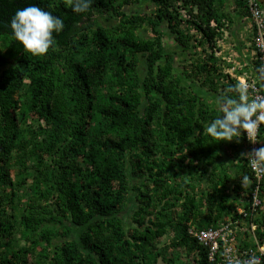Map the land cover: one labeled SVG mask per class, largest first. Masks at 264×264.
Segmentation results:
<instances>
[{"label":"trees","instance_id":"trees-1","mask_svg":"<svg viewBox=\"0 0 264 264\" xmlns=\"http://www.w3.org/2000/svg\"><path fill=\"white\" fill-rule=\"evenodd\" d=\"M30 5L65 23L44 55L4 23ZM0 22V264H221L222 238L212 250L199 234L225 225L237 257L264 264L263 206L238 213L255 187L241 157L250 143L234 142L231 158L229 141L206 132L250 65L221 72V39L257 51L241 43L256 32L249 0H92L85 13L0 0ZM221 150L236 165L215 172Z\"/></svg>","mask_w":264,"mask_h":264},{"label":"clouds","instance_id":"clouds-1","mask_svg":"<svg viewBox=\"0 0 264 264\" xmlns=\"http://www.w3.org/2000/svg\"><path fill=\"white\" fill-rule=\"evenodd\" d=\"M249 1L250 4L254 3L255 6L259 7L264 18V0ZM67 3L74 12L85 13L90 9L92 0H67ZM254 22H256L255 16ZM4 23L12 29V34L17 41L22 43L23 48L34 55L46 54L56 43L55 34L62 32L65 27L64 20L61 17L37 5L18 8L12 16L10 24ZM254 25L256 32L243 34L241 43L246 44L247 47H252L251 42L254 40V47L257 48V51L247 48V52L244 53L234 47L233 42L230 43V38L223 37L221 40L225 42L224 50L214 53L216 59H220L221 63L223 62L224 67L221 68V72L226 73L229 71L233 73L234 66L232 65H240V61L236 58L242 61L249 60L250 65L247 73L240 75L237 79L238 85L235 87V91L238 94L236 96L224 94L217 97L216 104L222 114L212 119L206 128V132L212 138L219 141H229L231 147L234 142L239 147L238 143L241 139H244V143L247 141L250 143V150H247L246 154H242L241 157L248 159V168L250 167L253 171L255 187L245 206L242 208L238 207V213L243 214L248 219L251 216L259 217L262 213L260 207L263 206L264 209V199L259 198L260 188L264 179V130H262L264 127V86H262L264 84V51L259 42H264V35L260 34L258 25ZM201 54H204V52L197 54V56ZM233 56L235 57L233 58ZM227 61H231L232 65L229 67L225 66L224 63ZM221 63L219 61L217 65ZM237 150L239 149L234 147L229 157L232 158L233 154H237ZM227 152H229L228 149ZM225 153V151L221 150V156L211 166L213 171L219 172L229 162H231V167L236 165L231 159L230 161L229 159H224ZM8 166L10 175L15 180L14 176L18 172V166L11 161H9ZM248 182H250V179L247 176H243L241 183L244 188L248 185ZM7 188V190L1 191L3 196L11 193V184H7ZM17 191L23 194L32 192L27 187L23 190H18L16 187L13 190V192ZM243 194L245 195L246 193ZM6 203L8 207L4 204L6 208L2 211L3 214L7 213V211L11 212V206L9 205L11 202L8 200ZM253 223L250 222V225ZM256 226V224H253L251 227L255 230ZM259 250L260 252L261 250L263 251L264 245L260 246ZM249 264H260V260L258 257H253Z\"/></svg>","mask_w":264,"mask_h":264},{"label":"built area","instance_id":"built-area-1","mask_svg":"<svg viewBox=\"0 0 264 264\" xmlns=\"http://www.w3.org/2000/svg\"><path fill=\"white\" fill-rule=\"evenodd\" d=\"M251 9L255 16L256 24L258 25V30L260 34L264 35V18L262 16V11L259 9L258 6H255L254 3H251ZM263 48L264 51V42H259ZM264 56V54H263ZM255 202H257L255 200ZM254 228V226H253ZM227 231H225V230ZM234 232L231 230L228 225H225L224 228H218V229H211L209 231H201L199 234V237L203 241H209L212 245V250L218 249L220 246V238H222L225 248V257L224 260L221 262V264H249V262L252 260L253 257H257L256 253H250L245 251H241V254L239 257H237V248L234 245L235 244V235L232 233ZM191 233H194L191 231ZM197 235V233H194ZM260 260V257H258Z\"/></svg>","mask_w":264,"mask_h":264},{"label":"rangeland","instance_id":"rangeland-1","mask_svg":"<svg viewBox=\"0 0 264 264\" xmlns=\"http://www.w3.org/2000/svg\"><path fill=\"white\" fill-rule=\"evenodd\" d=\"M244 28V27H243ZM244 34H246V33H244ZM4 214H6V213H4ZM20 238H21V234H18L17 235V239H16V241H15V243L16 244H20ZM159 264H166L165 262H163L162 260L159 262Z\"/></svg>","mask_w":264,"mask_h":264}]
</instances>
